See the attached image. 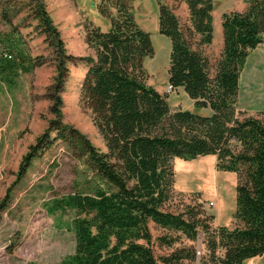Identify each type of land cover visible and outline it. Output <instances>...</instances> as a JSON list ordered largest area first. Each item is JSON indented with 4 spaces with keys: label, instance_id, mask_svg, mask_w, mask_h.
Instances as JSON below:
<instances>
[{
    "label": "trees",
    "instance_id": "obj_1",
    "mask_svg": "<svg viewBox=\"0 0 264 264\" xmlns=\"http://www.w3.org/2000/svg\"><path fill=\"white\" fill-rule=\"evenodd\" d=\"M40 31L55 51L56 72L47 97L54 118L37 138H66L61 121V91L68 61L59 31L43 0H31ZM134 0H99L96 8L109 21L107 30L89 26L85 42L91 54L79 56L87 66L82 100L106 150L94 146L76 129L68 128L91 170L87 187L53 198L50 213L70 210L74 251L57 264H241L264 253V112L244 115L237 108L239 76L246 57L264 34V0H244L243 11L221 14L222 49L215 58L207 51L213 41V0H184L188 9L182 24L173 9L157 0L158 32L170 40L167 80L182 88L198 108L210 114L171 110L167 98L149 87L145 58L153 55L150 34L135 20ZM20 33L0 32V82L13 85L20 72L44 64L32 56ZM241 115V117H239ZM37 144L22 158L29 165ZM213 154L216 168L236 175L232 226H211L213 215L186 205L165 208L172 196V160ZM5 204L3 201L0 205ZM149 222L175 232L159 240L172 245L180 236L195 241L203 234V248H178L160 261L151 249Z\"/></svg>",
    "mask_w": 264,
    "mask_h": 264
},
{
    "label": "rangeland",
    "instance_id": "obj_2",
    "mask_svg": "<svg viewBox=\"0 0 264 264\" xmlns=\"http://www.w3.org/2000/svg\"><path fill=\"white\" fill-rule=\"evenodd\" d=\"M182 24H186L188 9L184 0H163ZM99 0H43L53 24L59 31L66 53L75 59L68 61L69 73L61 91V121L76 129L102 151L106 150L103 138L93 122L91 109L84 103L81 85L87 66L79 56L92 53L85 42L87 27L99 26L107 30L109 21L99 14ZM31 0H0V32L20 33L32 56L44 57L45 62L27 72H20L13 85L0 82V264H57L74 251V234L70 227L73 213L70 210L50 213L48 206L53 198L80 191L87 187L92 172L83 163L77 141L66 128L62 139L46 141L37 138L48 130L54 115L48 99L56 65L55 51L50 41L40 31L32 12ZM244 0H213V26L218 38L221 14L243 11ZM135 20L150 34L153 55L145 58L146 83L166 96L171 110H189L210 114L195 107L182 88L171 89L167 80L170 40L158 32L157 0H134ZM208 47L212 59L217 57V47ZM253 57L251 56L250 61ZM251 64H247L246 69ZM241 117V115L239 116ZM37 144L29 165L20 170L22 158L30 146ZM174 185L172 196L165 208L179 211L186 205L202 208L213 215L212 227L217 224L232 226L235 209L236 175L216 168L213 154L172 160ZM212 201L213 205L208 203ZM152 234L151 249L160 261L178 248L193 246L197 254L204 247L203 234L195 241L184 236L172 245L159 240L175 232L149 222ZM163 264L162 262H160ZM178 264H198L196 260L183 259Z\"/></svg>",
    "mask_w": 264,
    "mask_h": 264
},
{
    "label": "crops",
    "instance_id": "obj_3",
    "mask_svg": "<svg viewBox=\"0 0 264 264\" xmlns=\"http://www.w3.org/2000/svg\"><path fill=\"white\" fill-rule=\"evenodd\" d=\"M214 29L213 26V41L210 46L212 47L217 43V55H219L223 46L222 30L220 26L217 38ZM251 56L253 57L252 61H250ZM248 62L251 65L246 69ZM237 108L244 111V115H256L259 112H264V34L262 35V41L249 52L241 69ZM202 109L206 112L210 111L209 108ZM241 264H264V253L246 258Z\"/></svg>",
    "mask_w": 264,
    "mask_h": 264
},
{
    "label": "built area",
    "instance_id": "obj_4",
    "mask_svg": "<svg viewBox=\"0 0 264 264\" xmlns=\"http://www.w3.org/2000/svg\"><path fill=\"white\" fill-rule=\"evenodd\" d=\"M170 88H171V86H170ZM208 204H209V205H213V202H212V201H210ZM198 253H199V252H198Z\"/></svg>",
    "mask_w": 264,
    "mask_h": 264
},
{
    "label": "water",
    "instance_id": "obj_5",
    "mask_svg": "<svg viewBox=\"0 0 264 264\" xmlns=\"http://www.w3.org/2000/svg\"><path fill=\"white\" fill-rule=\"evenodd\" d=\"M149 87L151 88L152 86L149 85Z\"/></svg>",
    "mask_w": 264,
    "mask_h": 264
}]
</instances>
